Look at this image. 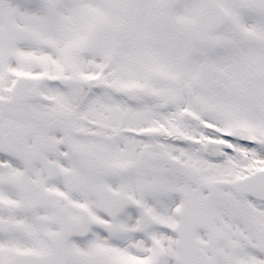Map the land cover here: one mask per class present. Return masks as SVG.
<instances>
[{
	"label": "snow or ice",
	"instance_id": "obj_1",
	"mask_svg": "<svg viewBox=\"0 0 264 264\" xmlns=\"http://www.w3.org/2000/svg\"><path fill=\"white\" fill-rule=\"evenodd\" d=\"M0 264H264V0H0Z\"/></svg>",
	"mask_w": 264,
	"mask_h": 264
}]
</instances>
